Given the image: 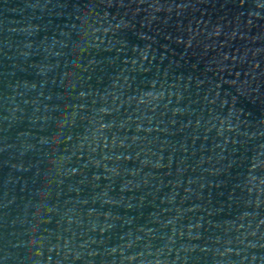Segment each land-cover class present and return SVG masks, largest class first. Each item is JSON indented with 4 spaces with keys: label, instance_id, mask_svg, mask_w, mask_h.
I'll list each match as a JSON object with an SVG mask.
<instances>
[{
    "label": "water",
    "instance_id": "obj_1",
    "mask_svg": "<svg viewBox=\"0 0 264 264\" xmlns=\"http://www.w3.org/2000/svg\"><path fill=\"white\" fill-rule=\"evenodd\" d=\"M0 264H264V0H0Z\"/></svg>",
    "mask_w": 264,
    "mask_h": 264
}]
</instances>
